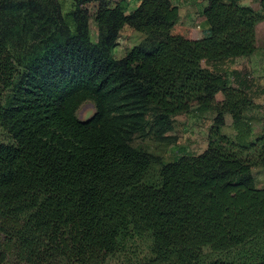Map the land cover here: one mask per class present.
Here are the masks:
<instances>
[{"label": "trees", "instance_id": "trees-1", "mask_svg": "<svg viewBox=\"0 0 264 264\" xmlns=\"http://www.w3.org/2000/svg\"><path fill=\"white\" fill-rule=\"evenodd\" d=\"M129 1L70 0L62 13L58 0H0V264H108L131 233L152 240L151 257L135 264H196L204 248L255 239L263 252L253 264H264V183L252 174L264 182V120L250 141L247 101L217 70L254 53L264 0L260 12L205 0L200 40L171 0H140L127 14ZM125 27L146 41L116 59ZM87 102L94 113L81 121ZM192 112L215 113L201 154L162 163L132 146L172 141L174 119ZM155 163L157 187L144 184Z\"/></svg>", "mask_w": 264, "mask_h": 264}, {"label": "rangeland", "instance_id": "rangeland-1", "mask_svg": "<svg viewBox=\"0 0 264 264\" xmlns=\"http://www.w3.org/2000/svg\"><path fill=\"white\" fill-rule=\"evenodd\" d=\"M62 4V13L68 12L72 8L70 0H58ZM137 1L130 0L126 13L133 11L137 7ZM91 30L95 27L92 25ZM93 38V37H92ZM145 35L125 27L121 30L113 56L116 59L123 58L133 47L145 43ZM16 63L25 62V52L23 49L11 48ZM94 108L92 103L83 104L77 111V117L81 121H86L92 117ZM204 116V117H203ZM214 112L200 115L190 113L174 119L173 131L170 133L172 141L160 143L153 137L135 139L133 147L145 149L160 158L162 163L175 161L182 153L199 154L204 151L209 129L213 124ZM229 125V123H227ZM224 133H229V127H225ZM0 141L6 143L7 137L0 129ZM160 165L152 164L145 179L144 184L158 186ZM252 174L257 188L263 187V177L257 167H254ZM152 240L149 235L128 234L125 239L120 241L116 253L109 257L108 264H135L143 262L151 257ZM263 252L261 239H255L246 245L224 252L217 253L209 248L202 250V256L196 264H210L212 262H224L231 264H253L259 260Z\"/></svg>", "mask_w": 264, "mask_h": 264}, {"label": "crops", "instance_id": "crops-1", "mask_svg": "<svg viewBox=\"0 0 264 264\" xmlns=\"http://www.w3.org/2000/svg\"><path fill=\"white\" fill-rule=\"evenodd\" d=\"M260 1L240 0L239 5L249 7L254 12H260ZM139 2L140 0L137 1V4ZM171 2L178 8L179 22L191 29V38L193 40L202 39L208 29L202 14L207 5L206 1L171 0ZM217 70L226 72L229 85L241 92L245 97L247 105L242 110L243 122L251 130L249 140L254 141L262 134V123L264 120V22L258 24L255 29L254 53L249 57L237 58L225 65L218 66ZM222 100L223 96L221 94H218L215 98L216 103H220ZM224 122L225 125L222 132L232 138L235 135L232 118L229 115H225ZM227 126L229 127V133H224V129ZM206 148L207 142L205 144Z\"/></svg>", "mask_w": 264, "mask_h": 264}]
</instances>
